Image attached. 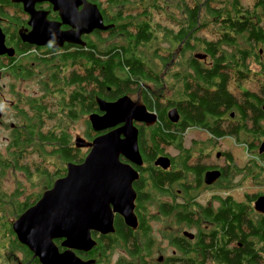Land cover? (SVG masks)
Returning a JSON list of instances; mask_svg holds the SVG:
<instances>
[{
	"label": "flooded vegetation",
	"instance_id": "flooded-vegetation-1",
	"mask_svg": "<svg viewBox=\"0 0 264 264\" xmlns=\"http://www.w3.org/2000/svg\"><path fill=\"white\" fill-rule=\"evenodd\" d=\"M29 2L25 9L16 0H0V37L3 41L0 53V126L6 129L4 147L9 151L23 140L22 134L28 126L33 124L36 130H41L39 123L43 105L57 117L60 109L56 102L59 80H66L73 86L75 70L80 69L81 77H87L85 70L91 63L102 68L118 62L125 65L126 58L140 57L143 53L145 62H138L141 66L153 65L159 76L167 75L169 78L170 72L174 71L173 65L165 62L167 57L162 53L164 48L168 49L171 30H186L187 33L192 28L190 33L201 37L200 32L203 35L204 30L214 26L230 30L232 26L225 22L229 17L240 19L246 22V36L261 34L262 38L253 37L248 41L246 53L249 55L245 59V67L257 72V67L264 65V0H194L196 14L187 11L186 0H63L60 7L44 0H34L31 6ZM91 5L98 11L103 27H110L108 30L94 29L88 33L79 30L83 26L82 18L84 20L90 14ZM193 16L195 23L189 27L192 24L187 20ZM139 19L148 21L152 37L142 46H134L126 32L137 27L134 21ZM157 29L159 31H155ZM33 31L39 32L35 38L31 36ZM136 32H140L139 29ZM153 37L166 39L163 44L167 45H159L157 57L149 48V43H154ZM201 42V39L196 40L198 45L192 58L198 67L204 65L211 70L214 61L207 53L212 47H203ZM125 44L129 47L122 52ZM110 51L119 53L122 61L108 62L106 58L112 56ZM91 53L94 54L93 61L89 56ZM235 64L236 60H227L220 66L230 68ZM162 68L165 71L160 74ZM234 80L233 76L213 78L217 86L224 83V94L220 95L211 119L205 124H180L176 107L170 108V101H165L164 113L170 128L167 132L175 130L181 138L180 141H169L161 154H155L151 165L146 163L139 149V130L144 128L146 131L155 122L135 123L141 158L140 166H133L139 177L132 185L136 227L125 226L121 216L113 211L112 203L108 202L114 232L102 236L92 232L91 236L95 240L102 238V244L117 243L118 248L110 253V257H106L102 249V254L95 259L100 260V264H112V261L113 264H201L204 259L222 260L218 257L220 253L231 258L236 249H242L247 257V244L253 241L256 246L262 242L259 235H251L249 225L251 220L254 225H260L264 218V213L254 208V203L264 198V151L259 152L264 137L254 133L255 130L264 132V89L256 86L257 79L250 73L249 78L236 89ZM123 96L112 100L102 96L101 100L115 102ZM164 96L168 97V94ZM128 97L156 115V111L151 110L150 97H145L140 91ZM49 99L54 102L48 103ZM85 106L80 118L91 114L104 115L97 103L92 112ZM173 109L178 114L176 123L167 118ZM84 126L85 131L90 128L88 120ZM256 155L260 156L259 160ZM160 158L166 159L163 166L155 164ZM252 163L260 165V169L252 167ZM153 175H160L163 181L156 185ZM135 188L142 192V197ZM237 208L243 212L244 223L230 230L229 223H224L221 215ZM122 226L129 233L126 239L116 233ZM123 239L128 243H123ZM89 253L76 254L84 260L80 254L90 256ZM29 254L27 264H39ZM256 255L264 259V251L258 248Z\"/></svg>",
	"mask_w": 264,
	"mask_h": 264
},
{
	"label": "trees",
	"instance_id": "trees-1",
	"mask_svg": "<svg viewBox=\"0 0 264 264\" xmlns=\"http://www.w3.org/2000/svg\"><path fill=\"white\" fill-rule=\"evenodd\" d=\"M186 3L187 11L192 12L191 14H196L197 4L194 0H186ZM218 11H220V9H218ZM210 13H212V10H210ZM227 19L228 20L225 22H229L232 26L230 30H220L218 27L214 26L208 28V30H204L203 35L200 32L201 37L196 36L194 33H190L192 28H189L187 33L186 30L185 32L181 30H171L168 49L164 48V53H162L167 57L165 62L173 65L171 68L174 71L170 72L171 75L169 78L167 75L159 76L156 72L157 68L153 65L149 66V64H145L141 66L138 62H145L144 54L141 53L140 57H130L126 58V61L123 60L126 62L125 65L118 62L114 65L103 66L102 68L101 66L98 67V65L91 63L90 68L85 70L87 77H81L82 74L80 69L75 70L73 75V86L66 80L63 82L59 80L58 99L56 102L60 104V109L58 110L57 117L51 114V109L43 105L42 115L40 117L41 122L39 123L41 130H36L33 124L26 128L22 134L23 140L18 142L13 151L8 152L5 158H0V174L11 171L20 172L27 181L33 180L36 177L44 178L43 175L46 176L47 179L51 176L42 192L50 189L55 180L64 177L65 164H80L89 151V148L79 146L81 144H87L85 141L83 142L80 138L77 140L73 139L70 131L67 130L68 124L75 123L80 119L79 114L82 113L85 104L87 110L90 112L94 111L97 101L102 99V96L107 100H112L123 95L134 96L135 92L140 91L145 97L148 96L151 98L150 104L153 108H150L152 111H156V121L147 128L148 130L146 129V131H144V128L139 130V136H141V139H139V149L141 154L144 155L146 163L151 165L152 160L155 158V154L157 152L161 154L164 146L169 141H180L181 138V134L175 130L172 133L167 132L170 128H168L169 123L164 113V108H166L165 101H170V108L176 107L180 116V124L195 126L205 124L211 119L213 115L212 111H214L216 103H218L221 98L220 95L224 94V83L222 82V85L217 86V83L212 81L213 78H227L233 76L236 82V84H234L236 89L240 83L249 78L250 73L251 76L257 79L255 83L256 86L260 89H264V65L261 67L258 66L257 72L245 67V59L249 55L246 53L249 49L248 41L253 37L254 39H262L260 38L261 34H253L251 37L246 36V22L231 17ZM218 22H220V20H218ZM134 23L138 24V26L131 27L129 31L126 32V37H130V39L133 40L132 45L142 46L149 42L152 37L151 32L148 30V21L139 19L134 21ZM187 23L192 24L189 25V27H193L195 17L188 18ZM136 29H139L140 32H136ZM155 31L159 30L157 29ZM153 33H155L154 30ZM153 39L154 43L152 45L149 43V48L154 50L153 56L157 57V53L160 49L159 45L161 44V47H163V45L166 46L167 44H163L166 42V39L157 40L156 37H153ZM199 39L202 40L201 45L203 47H212V50L207 53L214 61V66L212 69L210 68L211 70L204 65L198 67L196 65V60L192 58V54L198 45L196 40ZM191 40L192 42H190ZM128 47L129 44H125L121 48L122 52L128 49ZM110 53H112V56L106 58L108 62L122 61V58L119 57V53L112 51H110ZM89 56L93 61L94 54L91 53ZM227 60H236V64L230 68L221 67L220 63ZM161 71H165V69L162 68L159 71L160 74ZM174 72L176 73L173 75ZM202 79L203 81L200 83ZM166 93L168 97L164 96ZM200 93L201 95L199 96ZM176 99L178 100L176 101ZM50 101L54 102L51 99L47 102L49 103ZM80 107L81 111L79 112L78 110ZM258 112L260 111L258 110ZM54 118H57L56 122ZM254 133L255 136L264 137V132L255 130ZM84 134L85 139L90 142L97 136L90 128H87ZM143 134L147 138H144ZM148 147L149 149H147ZM259 157V155L255 156L257 160H259ZM254 166L260 169V165H253L252 163V167ZM151 173L154 172L151 171ZM153 176H155L153 181L156 185L163 181L160 175ZM141 180H143V177ZM19 187L20 186L17 185L10 195H5L1 193L2 191L0 190V220L5 210H9L10 214H13L12 209L8 207L14 208L15 221L20 214L39 200L40 195H32L28 197L25 202L17 203L16 199L19 198L23 192ZM139 190L141 189L139 188ZM135 191L139 192V197L143 196L142 192L138 191L136 188ZM147 195H149V193H147ZM221 216H223L221 219L224 223L226 221L229 223L228 226L230 230H232L233 227H240L244 223L243 212L240 208L232 212L224 211ZM262 219L260 225H254L252 220L251 224H248L252 232L251 235H259L261 238L260 241L262 242L256 246L253 244V241L247 244L248 246L245 248L246 255H248L247 257L242 249H236L234 256L231 258L226 255V253H220L218 257L222 260L209 261L204 259V262H201V264H264V259H260V257L256 255L257 248L262 252L264 251V218ZM2 225L0 224V235L3 233L4 237L0 239V256H2L1 248L6 238L7 241H10L12 249H17L22 254L23 258L21 263L27 264L30 261L29 252L19 245L15 239L11 231V224ZM116 233L124 239L128 238L129 235L128 231L124 229L123 226L119 227ZM124 239L123 243H128V241ZM95 241L96 246L92 249L91 253H89L90 256L80 254L84 258V261L93 260V264H100L101 261L95 259L97 258L96 256L102 254V249H104L103 253L106 257H110V253L118 248L117 243L108 242L102 244V238H96ZM54 243L58 247L60 246L59 241H55ZM190 264L194 263L191 262Z\"/></svg>",
	"mask_w": 264,
	"mask_h": 264
},
{
	"label": "water",
	"instance_id": "water-1",
	"mask_svg": "<svg viewBox=\"0 0 264 264\" xmlns=\"http://www.w3.org/2000/svg\"><path fill=\"white\" fill-rule=\"evenodd\" d=\"M16 1L26 9V3L30 1L28 5L31 6L34 0ZM44 1L56 7L63 3V0ZM82 21L83 26L79 30L85 33L110 28L103 27L93 6ZM38 35L37 31L31 33L34 38ZM2 49L0 37V53ZM97 104L104 115L91 114L88 118L89 127L97 136L89 144H78L89 148L82 162L65 164L64 177L55 180L51 188L11 224L17 242L39 264H93V260L84 261L76 253H89L96 246L92 232L99 236L114 232L108 202L112 203L113 211L121 216L125 226L136 227L132 185L139 177L133 166H140L141 158L135 123H154L156 117L128 96L115 102L100 99ZM167 118L176 123L177 111H169ZM261 151H264V142L259 147ZM165 160L160 158L155 164L163 166ZM254 208L264 213V198H259ZM56 240H61L59 247L54 243Z\"/></svg>",
	"mask_w": 264,
	"mask_h": 264
},
{
	"label": "rangeland",
	"instance_id": "rangeland-1",
	"mask_svg": "<svg viewBox=\"0 0 264 264\" xmlns=\"http://www.w3.org/2000/svg\"><path fill=\"white\" fill-rule=\"evenodd\" d=\"M89 117L80 118L75 123H69L67 126V130L70 131L74 140L80 138L83 142L85 141L87 144L90 141H87L84 137L85 126L84 122L87 121ZM192 136V134H190ZM6 138V129L0 126V158L6 157L9 150L5 149V139ZM6 143V142H5ZM45 178H34L33 180L27 181L26 178L20 172H6L4 174H0V190L1 193L5 195H10L17 185H19L20 190H23L22 195L16 199L18 202H25V200L32 196V195H39L42 193V190L46 187L47 182L49 181L50 177L47 179L46 176L43 175ZM53 184V183H52ZM44 192V191H43ZM12 209L13 214H10L9 210H5L2 214V219L0 220V224H12L14 221V208L8 207ZM4 226V225H2ZM3 233L0 235V239L3 238ZM3 246L1 248V264H22L21 260L23 258L20 251L17 249H12L10 246V241H7L6 238L4 239ZM113 264V261H112Z\"/></svg>",
	"mask_w": 264,
	"mask_h": 264
}]
</instances>
